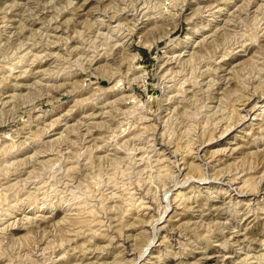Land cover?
<instances>
[{"label": "rangeland", "instance_id": "374dc122", "mask_svg": "<svg viewBox=\"0 0 264 264\" xmlns=\"http://www.w3.org/2000/svg\"><path fill=\"white\" fill-rule=\"evenodd\" d=\"M263 173L264 0H0V264H264Z\"/></svg>", "mask_w": 264, "mask_h": 264}, {"label": "bare ground", "instance_id": "6f19581e", "mask_svg": "<svg viewBox=\"0 0 264 264\" xmlns=\"http://www.w3.org/2000/svg\"><path fill=\"white\" fill-rule=\"evenodd\" d=\"M71 3H72V1H71ZM83 3H85V2H83ZM84 4H81V5H79L77 8H80V7H82ZM74 8H76V7H74ZM67 20V19H66ZM67 21H69V19L67 20ZM50 23V22H49ZM203 58V57H202ZM173 82V81H172ZM58 139V138H57ZM181 140V139H180ZM163 150V149H162ZM147 162V161H146ZM149 170V169H148ZM259 183H262V182H264V173L260 176V178H259V181H258ZM23 223V222H22ZM133 240V239H132Z\"/></svg>", "mask_w": 264, "mask_h": 264}]
</instances>
